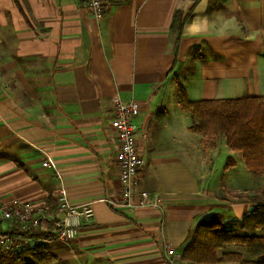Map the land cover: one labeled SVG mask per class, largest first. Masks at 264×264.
I'll return each instance as SVG.
<instances>
[{"label":"crops","instance_id":"obj_1","mask_svg":"<svg viewBox=\"0 0 264 264\" xmlns=\"http://www.w3.org/2000/svg\"><path fill=\"white\" fill-rule=\"evenodd\" d=\"M106 2L97 20L78 0H0V207L46 204L41 230L55 234L61 189L71 204L94 209L76 238L44 242V264H167L165 242L182 252L197 221L218 214L237 227L256 203L219 197L226 182L245 188L257 173L242 156L229 164L223 139L211 147L209 175H199L201 137L190 130L178 86L191 101L264 95V0ZM190 10L181 33L173 31L175 12L184 18ZM222 19L236 23L223 27ZM115 96L140 104L136 190L157 194L159 208L105 201L123 191ZM46 157L53 168L43 166ZM224 159L220 172L215 164Z\"/></svg>","mask_w":264,"mask_h":264},{"label":"trees","instance_id":"obj_2","mask_svg":"<svg viewBox=\"0 0 264 264\" xmlns=\"http://www.w3.org/2000/svg\"><path fill=\"white\" fill-rule=\"evenodd\" d=\"M199 1L194 0V5ZM208 1L213 5H224L230 0ZM191 13L192 10L183 18V13L176 11L171 29L180 34ZM178 45L179 37L176 40V48ZM178 99L181 107L190 113L191 132L207 139L225 140L229 150L241 152L247 169L264 170V95L191 101L184 87L179 84ZM255 231H261L262 234L254 233ZM263 232L264 198L253 205L236 229L226 225L218 214L197 221L182 255L189 264H211L220 261L264 264ZM34 235L49 239L56 236L55 233L42 231H37ZM230 245L243 246L247 253L234 250L225 252L218 258V251L228 250ZM46 252L47 245L43 242L26 252L7 253V257L10 264H44ZM30 253L33 254V259L26 261Z\"/></svg>","mask_w":264,"mask_h":264},{"label":"built area","instance_id":"obj_3","mask_svg":"<svg viewBox=\"0 0 264 264\" xmlns=\"http://www.w3.org/2000/svg\"><path fill=\"white\" fill-rule=\"evenodd\" d=\"M89 13L97 20H101L107 9L106 0H78ZM112 126L117 131L118 138V163L119 177L123 186L120 200L105 199L107 203L116 208H147L160 207L161 198L157 194L147 191H137L138 173L143 167L144 161L137 151V128L135 118L139 115L140 104L136 100L122 101L119 96L113 99ZM43 166L53 168L51 160L46 157ZM46 204H34L22 202L18 199L0 207V224L8 222L17 227L14 231L0 230V249L6 253L26 252L38 243L48 242L49 238L34 235L41 230L44 213L49 212ZM58 218H53L56 239L69 241L77 237L78 228L82 218L92 219L94 209L90 203L75 206L70 203L64 189L59 191V203L55 210ZM164 257L167 264H189L184 260L182 252L175 249L169 242L164 243Z\"/></svg>","mask_w":264,"mask_h":264},{"label":"rangeland","instance_id":"obj_4","mask_svg":"<svg viewBox=\"0 0 264 264\" xmlns=\"http://www.w3.org/2000/svg\"><path fill=\"white\" fill-rule=\"evenodd\" d=\"M200 137H201V143H200L199 150L196 154L197 156H199L197 160L200 163V167L196 165L195 168L199 172L200 176H204V175H209V168L211 166V158H212V153H213L211 152V149H212L211 147L213 145H216V143L221 141L222 139L212 140V139L204 138L202 136ZM241 156H242L241 152L232 151V155L230 156L228 160L229 164L232 162L235 163V161H238V159H241ZM225 166H226V159H224L223 163H220V164L218 161V163L215 164V169L221 172V170L226 168ZM249 171H253V170H249ZM261 172L262 170L257 171L258 174L256 173V174L248 175V178H246L247 185L245 186V188H243L244 186L242 184L238 185L240 187L238 188L235 183L230 184L226 182L224 184L225 186L218 193L219 197H223L225 198V200H228V201H235L236 199H244V198L249 199V200L250 199L254 200L255 202L261 201L264 198V171L262 173ZM255 178H258V180L255 181ZM228 226L233 229L237 228L234 225H228ZM254 233L262 234L261 231H255ZM228 250H231V251L238 250L245 254L247 253V249L244 248L243 246L230 245L228 247ZM6 254H7L6 252H2V251L0 252V264H3L2 259L6 257L5 256ZM29 257L32 258V253H30Z\"/></svg>","mask_w":264,"mask_h":264},{"label":"clouds","instance_id":"obj_5","mask_svg":"<svg viewBox=\"0 0 264 264\" xmlns=\"http://www.w3.org/2000/svg\"><path fill=\"white\" fill-rule=\"evenodd\" d=\"M220 23L222 24V26L223 27H227V26H230V25H234L235 23H236V21L235 20H221L220 21ZM191 31L193 32V33H195L196 31H197V25H192V27H191Z\"/></svg>","mask_w":264,"mask_h":264}]
</instances>
